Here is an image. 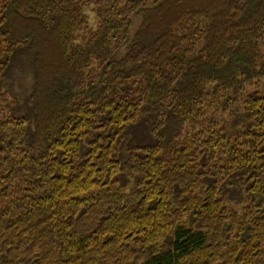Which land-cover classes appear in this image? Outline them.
<instances>
[{"label":"trees","instance_id":"trees-1","mask_svg":"<svg viewBox=\"0 0 264 264\" xmlns=\"http://www.w3.org/2000/svg\"><path fill=\"white\" fill-rule=\"evenodd\" d=\"M0 264H264V0H0Z\"/></svg>","mask_w":264,"mask_h":264},{"label":"rangeland","instance_id":"rangeland-1","mask_svg":"<svg viewBox=\"0 0 264 264\" xmlns=\"http://www.w3.org/2000/svg\"><path fill=\"white\" fill-rule=\"evenodd\" d=\"M91 5L87 4L85 6V12L87 13V15L89 16V20H90V26L91 28H94L96 26V19H95V16H94V13L92 12L91 10ZM141 22V17L137 14H135L132 18V31L136 30L139 26ZM83 35H86V32L85 33H79L76 37L77 40H80ZM121 55V54H120ZM119 55V56H120ZM12 82L13 84V87L15 89L14 93H17V97L18 99L20 100V105L22 106L23 104V98H24V95H20L19 92H21V94H24L25 93H28L30 91V87H31V84H32V74H31V71H21L20 73H18L17 75L14 76V78L10 81ZM7 90V89H6ZM8 101L11 100V98L7 97ZM23 111V108H19L18 111H17V115H22ZM143 128V127H142ZM136 131V133L140 132V127H134L132 128V130L129 132V136L128 137H131V135L134 133V130ZM144 129H142L143 131ZM126 180V179H125ZM128 187L131 186V184L128 182L127 183ZM234 191V189H233ZM234 195H236V191L233 192ZM241 199H244L245 198V193H244V190L242 191L241 190ZM240 204V203H239ZM238 204V206L236 205V207H239L240 205Z\"/></svg>","mask_w":264,"mask_h":264}]
</instances>
